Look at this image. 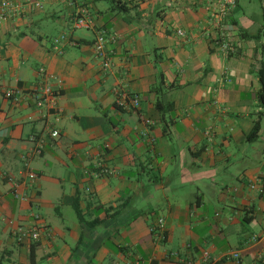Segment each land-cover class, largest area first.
I'll return each instance as SVG.
<instances>
[{
	"label": "crops",
	"instance_id": "0c3cea01",
	"mask_svg": "<svg viewBox=\"0 0 264 264\" xmlns=\"http://www.w3.org/2000/svg\"><path fill=\"white\" fill-rule=\"evenodd\" d=\"M117 1L127 9L0 0L16 8L0 22V263L264 264V242H251L264 227V0L260 11L238 0L219 28L223 0ZM81 10L90 28L75 27ZM218 32L237 53L220 52ZM99 34L109 70L95 55ZM44 85L58 92L54 108L35 104ZM123 91L140 97L138 110L119 105ZM34 215L47 229L19 244L10 220L32 227ZM159 219L163 240L151 231Z\"/></svg>",
	"mask_w": 264,
	"mask_h": 264
},
{
	"label": "built area",
	"instance_id": "2783aa9c",
	"mask_svg": "<svg viewBox=\"0 0 264 264\" xmlns=\"http://www.w3.org/2000/svg\"><path fill=\"white\" fill-rule=\"evenodd\" d=\"M64 3H71L73 0H61ZM32 4H35L38 8H43V6L38 2H31ZM238 0H223L222 6L214 12L213 18L217 25V28L220 27L221 23L229 17V14L232 10H234L237 7ZM87 11L81 10L78 12L74 17V25L76 28H90L92 25V21L89 19V17L86 14ZM16 14V8L12 3L4 4L0 8V22L4 21L8 18L13 17V15ZM178 35L181 37L186 36V32L183 30H178ZM66 35H62L60 38H56L52 42V46L55 50V52L59 55H62L64 53L63 49V43L67 40ZM216 42V45L220 52L230 55L237 53V47L233 45L221 32L217 33V37L213 39ZM109 39L104 34H99L95 40L94 43V51L96 58L102 60V65L105 70H109L111 68V62L110 58L108 56L107 52V43ZM41 74L46 76L45 69L40 70ZM39 96L36 98L35 104L38 109H42L45 106H51V108H54L57 104V96L58 92L53 89L51 86H43L40 91L38 92ZM15 95V92L13 90L6 91L5 97L8 99H12ZM119 105L125 109L129 110H138L140 108V97L137 94H129L127 92H121L118 94V101ZM206 135L210 137L211 133L209 131L205 132ZM51 136L54 139H58L61 136V133L54 129L51 131ZM33 140L37 141L38 144V151L40 152L42 148L44 147V140H37L35 137H33ZM29 179L34 182L37 179V175L33 172L29 173ZM15 195L17 198L20 199V195L17 191H15ZM22 198V197H21ZM34 220L36 222L35 225L32 227H27L23 224H16L15 221L10 220V232L12 236L15 238V240L19 244H24L27 242H38L41 238V232L42 230H46L47 226L44 223H39L41 220L40 215H34ZM151 231L157 235V238L163 240L165 239V221L164 219H159L158 223L154 225L151 228ZM252 243H260L264 242V227L262 235H255L251 238ZM209 257L208 253H205V259ZM232 259H235L237 261H240L241 254L240 253H234L231 255Z\"/></svg>",
	"mask_w": 264,
	"mask_h": 264
},
{
	"label": "trees",
	"instance_id": "16d2710c",
	"mask_svg": "<svg viewBox=\"0 0 264 264\" xmlns=\"http://www.w3.org/2000/svg\"><path fill=\"white\" fill-rule=\"evenodd\" d=\"M112 1H113V4H115L117 6L119 11L123 12L124 10L127 9V7L122 5L121 2H119L117 0H112ZM241 33H242V37L243 38L255 39V40L258 38V36H251L247 32H244L243 30H241ZM259 78H260V82H261V90H260V92L258 94V99H259L260 105L262 106V108H264V64H263L262 68L259 71ZM158 108H160V106ZM261 115H262V113L259 114L258 118L255 120V124H254L253 130H252L251 134L249 135V139H256L258 137V134H259V132L261 130ZM73 207H74V209H75V211L77 213L79 221L82 223L85 220V218H84V216L82 214V210H81V208L79 206L78 199H75ZM165 237H166V235H165ZM0 264H2V263H0Z\"/></svg>",
	"mask_w": 264,
	"mask_h": 264
},
{
	"label": "rangeland",
	"instance_id": "374dc122",
	"mask_svg": "<svg viewBox=\"0 0 264 264\" xmlns=\"http://www.w3.org/2000/svg\"><path fill=\"white\" fill-rule=\"evenodd\" d=\"M245 5H247V9L253 10V11H260L261 10V4L258 0H255L254 3H247L245 0H241V6L245 9ZM82 31H88L87 29H83ZM80 32V31H79ZM259 146V145H258ZM261 146V145H260ZM39 213V212H37Z\"/></svg>",
	"mask_w": 264,
	"mask_h": 264
}]
</instances>
